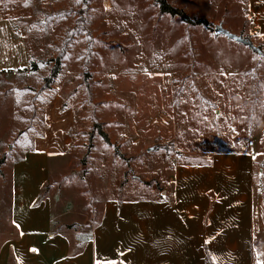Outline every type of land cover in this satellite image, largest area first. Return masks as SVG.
Masks as SVG:
<instances>
[{
  "label": "rangeland",
  "instance_id": "374dc122",
  "mask_svg": "<svg viewBox=\"0 0 264 264\" xmlns=\"http://www.w3.org/2000/svg\"><path fill=\"white\" fill-rule=\"evenodd\" d=\"M168 2L208 24L155 0H0V203L43 135L54 229L83 239L108 197L166 195L191 152L253 146L264 165V47L214 33L250 38L248 0Z\"/></svg>",
  "mask_w": 264,
  "mask_h": 264
},
{
  "label": "crops",
  "instance_id": "0c3cea01",
  "mask_svg": "<svg viewBox=\"0 0 264 264\" xmlns=\"http://www.w3.org/2000/svg\"><path fill=\"white\" fill-rule=\"evenodd\" d=\"M248 2L249 37L264 47V0ZM56 148L43 135L13 162L0 264H264V165L253 146L187 154L166 195L108 197L88 239L54 229L44 190Z\"/></svg>",
  "mask_w": 264,
  "mask_h": 264
},
{
  "label": "trees",
  "instance_id": "16d2710c",
  "mask_svg": "<svg viewBox=\"0 0 264 264\" xmlns=\"http://www.w3.org/2000/svg\"><path fill=\"white\" fill-rule=\"evenodd\" d=\"M155 2L158 4L160 12L162 13H168L171 16H178L182 21L187 23L208 24V22L204 19L193 20L183 9L173 6L168 2V0H155ZM58 72H59L58 67H55L48 80L55 78ZM100 134L107 142H110L108 134L105 131L101 130ZM3 162H4V157L0 159V164ZM79 239L81 238L79 237ZM209 262L210 264H213L210 256H209Z\"/></svg>",
  "mask_w": 264,
  "mask_h": 264
},
{
  "label": "water",
  "instance_id": "95a60500",
  "mask_svg": "<svg viewBox=\"0 0 264 264\" xmlns=\"http://www.w3.org/2000/svg\"><path fill=\"white\" fill-rule=\"evenodd\" d=\"M215 35H224L229 39H232L238 43H242L244 45H247L248 47L256 50L259 54H263L261 48L257 45H255L250 38L244 37L242 35H238L228 29H226L223 24H218L215 26L214 29Z\"/></svg>",
  "mask_w": 264,
  "mask_h": 264
},
{
  "label": "snow or ice",
  "instance_id": "6c2138e0",
  "mask_svg": "<svg viewBox=\"0 0 264 264\" xmlns=\"http://www.w3.org/2000/svg\"><path fill=\"white\" fill-rule=\"evenodd\" d=\"M80 2V0H77V3H79Z\"/></svg>",
  "mask_w": 264,
  "mask_h": 264
}]
</instances>
